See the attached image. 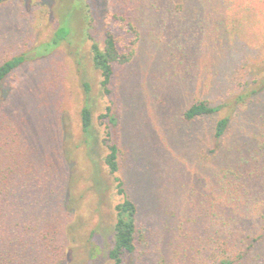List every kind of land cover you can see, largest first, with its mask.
Wrapping results in <instances>:
<instances>
[{"label": "trees", "instance_id": "16d2710c", "mask_svg": "<svg viewBox=\"0 0 264 264\" xmlns=\"http://www.w3.org/2000/svg\"><path fill=\"white\" fill-rule=\"evenodd\" d=\"M5 1L0 0V4ZM107 1L104 12L95 0H50L52 30L49 36L0 62V105L4 81L26 61L61 49L71 64H75L82 95L77 108L80 132L77 147L86 159L88 173L81 174L85 170L75 161L72 149L65 147L67 139L54 140L47 161L58 170L62 182L57 208L49 213L50 220L44 221L37 231L35 252H25L13 241V256L0 255V264H67L74 250L72 237L75 238L74 233L82 226L79 220L69 222L72 211L80 208L90 193L95 205L103 203L112 184L122 199L113 206V222L107 234L103 237L95 227L87 237L88 246H83L89 264H260L264 261V224L244 236L238 235L247 224L243 207L250 199L249 192L258 190L260 184L263 189L259 193L264 196V78L248 90L247 65L243 64L244 60L237 64L232 59L233 51L240 50L233 48V44L224 47L222 43L216 47L215 55L223 56L232 64L226 73L229 85H224V96L217 100L196 98L182 111V118L187 122L209 116L208 130L195 138L176 135L177 138L169 143L175 148L173 157L166 154L172 159L170 168L178 174L181 166L192 169L188 176L185 175L188 171L182 173L185 175L182 182L189 185V191L183 200L176 199L180 200L179 208L184 211L179 228L183 222L191 226L189 224L187 230L180 233L179 241L169 240L166 253L161 250L158 257L149 256L153 260L148 262L137 257L140 247L148 244L147 228L140 219L137 196L128 192L122 176L126 151L118 131L120 118L110 105H106L103 112H97L100 101L112 91L116 70L135 59L143 38L151 30L153 20L149 18L155 17L154 3ZM164 1L165 11L186 25L210 12L211 2L219 6L214 8L218 11L223 7L224 17L220 16L221 26L217 31L221 32L224 43L239 41L243 34L242 21L251 20V15H243L244 12L240 16L236 13L228 14L233 17L226 15L229 10L226 0ZM244 10L251 12L253 8L246 3ZM241 46L249 57L264 60L263 45L242 43ZM181 56L184 64L189 65L192 56L187 53ZM214 71L220 73L216 66ZM258 80L253 78L252 84ZM225 106H230L231 112L219 113ZM9 113L0 110V151L5 148L2 137L9 127ZM6 151L14 153V147ZM81 178L85 182L84 189L78 190ZM151 198L157 210L159 201L163 200L156 194ZM258 213L264 220V203Z\"/></svg>", "mask_w": 264, "mask_h": 264}, {"label": "rangeland", "instance_id": "374dc122", "mask_svg": "<svg viewBox=\"0 0 264 264\" xmlns=\"http://www.w3.org/2000/svg\"><path fill=\"white\" fill-rule=\"evenodd\" d=\"M95 1L105 12L108 1ZM147 1L154 3L155 17L149 18L153 20L151 32L143 38L135 59L116 70L112 91L100 101L97 112L110 105L120 118L118 131L126 151L121 171L128 192L137 196L140 219L147 228L148 244L140 247L137 256L145 262L153 260L151 256L158 257L161 250L166 253L169 240L179 241L180 233L190 224L183 222L179 228L184 211L176 199L183 200L189 191V185L182 180L192 169L181 166L178 174L170 168L169 156L173 157L175 148L169 143L181 134L195 138L210 126L209 116L187 122L182 111L196 98L217 100L224 96V85H229L226 73L232 64L215 55L216 47L221 43L224 47L233 44V48L240 50L233 51L232 59L237 64L244 60L243 64L247 65L248 90L264 78V60L249 57L241 46L242 43L264 46V0H226L229 7L226 15L240 16L243 12L251 15L247 23L242 21L243 34L233 43L231 40L224 43V38L221 42L218 31L224 8L214 9L218 6L214 2L208 5L210 12L186 25L165 11L164 0ZM246 3L253 8L251 12L244 10ZM49 5L50 0H7L0 4V62L49 36L52 30ZM185 53L192 56L189 65L183 62L181 54ZM215 66L220 73L215 74ZM75 68L59 49L26 61L3 83L0 110L10 112L9 127L2 137L5 148L0 151V255L4 258L13 256V241L25 252H35L36 233L44 221L50 220L49 213L57 208L62 182L58 170L47 161L54 140L67 139L65 147L72 149L75 161L85 170L81 174L88 175L86 159L77 147L80 133L77 108L82 95ZM96 77L99 78L97 74ZM253 78H259L258 82L252 84ZM229 107L225 106L219 113L231 112ZM8 147H14V153L6 151ZM183 171L188 172L182 175ZM83 181L79 179L78 190L84 189ZM262 187L259 184L258 190L249 192L250 199L243 207L247 224L238 236L264 224L258 213L264 203L263 193H259ZM152 194L163 200L159 201L157 210ZM91 196L87 194L80 208L72 211L69 222L79 220L82 226L72 237L74 250L67 264H89L85 250L87 237L95 227L103 237L107 234L113 222V206L122 199L113 184L103 203L95 205Z\"/></svg>", "mask_w": 264, "mask_h": 264}]
</instances>
